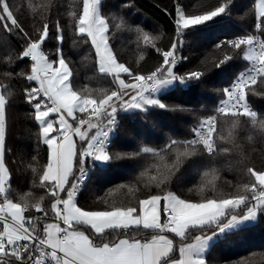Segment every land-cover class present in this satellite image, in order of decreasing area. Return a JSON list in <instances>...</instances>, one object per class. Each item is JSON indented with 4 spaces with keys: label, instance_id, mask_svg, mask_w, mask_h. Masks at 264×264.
<instances>
[{
    "label": "snow or ice",
    "instance_id": "snow-or-ice-1",
    "mask_svg": "<svg viewBox=\"0 0 264 264\" xmlns=\"http://www.w3.org/2000/svg\"><path fill=\"white\" fill-rule=\"evenodd\" d=\"M234 5L235 0H217L191 12L176 0L174 36L165 50L158 46L163 33L153 35L129 25L122 16L105 14L103 0H71L66 16L76 38L73 43L90 44L96 72L112 85L93 88L76 83L72 62L59 47L64 42L59 21L51 34L47 17L53 0L27 4L41 20L35 37L19 22L10 0H0V26L9 33L17 30L26 41L16 59L27 58L30 71L17 75L29 82L24 97L33 109L39 142L47 148L45 163L28 165L34 176L32 187L43 189V194L37 196L31 189L16 192L5 162L7 109L13 93L8 83L0 82V264H208L206 254L214 241L264 215V168L248 166L237 140L242 119L264 137V115L250 102V97H264V0H254L253 32L215 42L201 66L192 71L181 75L175 70L187 59L179 55L184 37L225 22ZM120 32L135 34L138 55L132 66L115 50L113 41ZM53 38L58 46L49 52L45 45ZM147 49L162 62L141 72ZM237 59L245 62V69L222 89L224 98L215 112L191 128V137L169 138L159 148L141 147L134 157L149 159L135 180L108 188L95 198V207L79 203L89 179V162L107 168L129 155L110 151L121 112H184L185 106H170L163 97L198 86L194 82ZM3 75L13 77L11 72ZM221 153L238 155L245 182L233 184L220 168L209 166L187 189L199 199L170 190L185 161L202 155L214 159ZM117 193L123 198H114ZM133 232L148 235L136 238Z\"/></svg>",
    "mask_w": 264,
    "mask_h": 264
},
{
    "label": "trees",
    "instance_id": "trees-1",
    "mask_svg": "<svg viewBox=\"0 0 264 264\" xmlns=\"http://www.w3.org/2000/svg\"><path fill=\"white\" fill-rule=\"evenodd\" d=\"M29 0H10L17 19L30 35L35 37V29L41 27L38 13H32L27 7ZM45 0H31L34 6ZM103 11L112 16H122L129 25L141 26L153 35L163 33L158 46L165 50L170 46L174 36L173 17L176 0H103ZM217 0H179L185 10L197 12L215 4ZM71 0H53L50 15L47 17L51 34L55 33V24L59 21L64 29V42L59 47L70 59L76 73V83L93 88H111L108 79L96 72L94 50L90 44L79 40L74 44L73 27L66 16V7ZM127 5V6H125ZM254 0H235L230 16L223 23L212 24L202 30H197L184 37L185 44L179 49V55L187 57L181 60L176 71L183 75L201 66L206 54L212 52L213 45L224 37H232L253 32ZM25 38L17 30L11 33L0 26V82L8 83L13 93L7 109L8 132L6 138L5 162L12 173V187L18 193L31 189L37 196L43 194V189L32 187L33 173L29 164H43L47 158V148L38 139V125L32 118L33 109L24 97V89L29 82L18 73L30 71V61L16 59L25 46ZM120 58L130 66L135 64L138 50L135 44V34L120 32L113 41ZM57 42L53 38L46 42V50L54 52ZM11 56V61L6 58ZM51 58L55 59V56ZM162 62V58L152 49L146 50L145 60L139 70L148 72ZM246 67L244 61L237 59L225 66L223 70H213L198 86L173 92L163 97L170 106H185L184 112H165L151 110L149 113L121 112L120 123L116 129L110 151L129 154L127 158L114 160L107 168L92 172L80 196L79 203L88 208L95 207V198L117 184L136 179L139 172L147 165V157H134L133 154L143 146L162 147L169 138H189L193 128L200 118L212 114L224 98L222 89L228 87L235 76ZM5 72L13 73L11 79L5 77ZM254 109L264 115V97H250ZM226 134V133H225ZM252 140L249 141L248 137ZM237 140L248 157V166L264 168V137L254 130L250 123L242 119L237 130ZM228 146V145H221ZM33 157L36 159L34 160ZM238 155L228 156L223 153L209 158L207 155L193 157L185 161L180 171L172 178L170 190L180 195L199 199L194 192L188 193L199 180L202 171L209 166L222 170L223 177L233 184L246 181L242 165L238 163ZM225 191L227 184L222 185ZM116 199L123 198L117 193ZM49 200H45V205ZM147 237V233H136ZM254 254V255H253ZM208 264H264V215L254 223L234 234L220 236L214 241L207 253Z\"/></svg>",
    "mask_w": 264,
    "mask_h": 264
},
{
    "label": "built area",
    "instance_id": "built-area-1",
    "mask_svg": "<svg viewBox=\"0 0 264 264\" xmlns=\"http://www.w3.org/2000/svg\"><path fill=\"white\" fill-rule=\"evenodd\" d=\"M244 35V34H243ZM236 36H238V35H236ZM234 36H232V37H224V38H222V39H225V38H233ZM221 40V39H220ZM215 112V111H214ZM213 112V113H214ZM212 113V114H213ZM208 115H211V114H208ZM208 115H206V116H208ZM205 116V117H206ZM119 123H120V120L118 119V125H119ZM116 133V132H115ZM114 137H115V134L112 136V140L114 139ZM103 167H95L94 165H92V163L91 162H89V164H88V169H89V177L91 176V174H92V172H94L95 170H98V169H102Z\"/></svg>",
    "mask_w": 264,
    "mask_h": 264
},
{
    "label": "crops",
    "instance_id": "crops-1",
    "mask_svg": "<svg viewBox=\"0 0 264 264\" xmlns=\"http://www.w3.org/2000/svg\"><path fill=\"white\" fill-rule=\"evenodd\" d=\"M127 113H132V112H127ZM131 235L135 236L136 238H146L145 236L142 235H136L135 233H131ZM115 236L109 237V239H114ZM207 255V254H206Z\"/></svg>",
    "mask_w": 264,
    "mask_h": 264
},
{
    "label": "rangeland",
    "instance_id": "rangeland-1",
    "mask_svg": "<svg viewBox=\"0 0 264 264\" xmlns=\"http://www.w3.org/2000/svg\"><path fill=\"white\" fill-rule=\"evenodd\" d=\"M256 222V221H255ZM252 223H254V222H252Z\"/></svg>",
    "mask_w": 264,
    "mask_h": 264
}]
</instances>
